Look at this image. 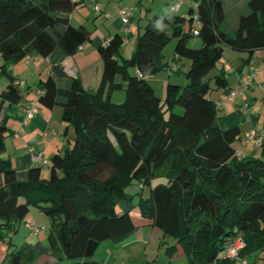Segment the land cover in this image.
Returning <instances> with one entry per match:
<instances>
[{
	"label": "trees",
	"instance_id": "trees-1",
	"mask_svg": "<svg viewBox=\"0 0 264 264\" xmlns=\"http://www.w3.org/2000/svg\"><path fill=\"white\" fill-rule=\"evenodd\" d=\"M231 1L193 0L186 16L172 9L151 14L130 57L119 62L124 41L119 33L103 42L93 35L96 29L70 23L79 0H0V111L26 98L10 65L39 55L50 65L36 82L35 102L60 106L65 131L74 132L73 141L50 157L46 179L42 165L20 174L0 157V264H29L41 254L53 255L57 264H100L92 256L102 241L123 240L143 225L159 228L162 245L172 239L165 251H180L190 264L219 259L234 264L223 252L241 233H256L264 241V158L236 155L241 128H220L210 98L227 86L224 47L249 54L261 50L264 63V0L235 7L234 30L225 20ZM193 34L198 47L188 44ZM171 40L174 56L191 63L186 85L168 82L161 101L146 77L169 69L163 49ZM85 42L102 60L95 90L84 89L62 65ZM117 89L125 93L120 103L111 101ZM262 129L264 135V114ZM10 135L0 120V153ZM154 180L158 183L151 186ZM132 181L139 189L127 194ZM145 186L150 191L143 197ZM30 206L48 219L46 241L15 245L8 239L3 248L5 234L17 231Z\"/></svg>",
	"mask_w": 264,
	"mask_h": 264
},
{
	"label": "crops",
	"instance_id": "crops-1",
	"mask_svg": "<svg viewBox=\"0 0 264 264\" xmlns=\"http://www.w3.org/2000/svg\"><path fill=\"white\" fill-rule=\"evenodd\" d=\"M79 1L81 4L70 13L69 21L74 26H85L87 18L82 17L83 13L79 14L80 10H78V7L83 6L87 0ZM116 1L117 0H97L100 7L99 11L93 10L101 14L99 18L103 16L104 19H111L110 10L117 9L115 5ZM182 1H178L179 8L177 12L179 13L182 6H186L184 13H181V16H186L193 0ZM231 2L232 3L226 6L225 20L231 29L234 30L237 22L238 10L232 8L235 3H233V0ZM174 4H176V2L168 4L164 12H169L171 6ZM139 5H141V0H139ZM153 10L152 7H145L143 18L146 20L151 14L157 12ZM115 14L116 17L108 21V30H110V28L115 29V33H119L122 37L121 31L123 30L126 35V43L132 41L134 45L136 35L141 31L140 29L142 27L138 26L137 30L126 28V25L122 23L118 13ZM140 14L142 15V13ZM140 18L142 19L141 16H139V19ZM74 20L79 25H75L73 23ZM138 23H140V21L136 24ZM195 23L196 22L193 23V26ZM131 26H134V24ZM113 34L108 33L104 35V33H101L98 29L93 32V35L100 37L103 42L107 41ZM188 44L194 47L200 45H195V42L193 44L188 42ZM173 49L174 46L172 48V54L169 53L170 50L167 52V55L163 54V60L168 61L169 64L171 63L169 69L166 70L169 73L179 72L181 70V67L176 64L179 57L174 56ZM227 49H229V52L225 50L224 47L222 54L224 56V60H222L223 66L228 72L226 77L227 86L219 88L218 91L213 90L210 93V98L215 102V106L218 110L222 108L226 109V112H224L225 120L228 119L224 125L226 127H222L218 121L219 127L228 128L238 125L241 128V132L243 128V135L240 134L239 141L237 144H234L236 151L240 152L242 156L253 155L264 158V148L261 147L259 150L256 149L252 142L247 139L248 130L252 126L256 128H258L259 125L262 126V117L264 114V102L262 100L264 96V63L261 50H255L252 54H249L247 51H238L229 47ZM49 65L48 58L39 55L27 56L21 61L10 65V72L16 77V80L21 83L19 89L24 88L26 85L28 89L22 92L26 95L25 100H22L19 104L10 108H8V105L4 104L0 111V120H4L11 132V135L5 140V148L4 151L0 153V157L9 159L13 168L20 174L31 166L42 165L41 177L44 179L49 176L48 163L50 157L55 153L62 152L72 140L68 138L71 133V128L69 127L65 131L64 123L61 120V107L58 105L47 108L37 104V113L30 118L25 117V109L29 106L31 101H36L39 94V90L36 88V82L40 78L46 77ZM62 65L67 75L80 78L81 85L84 89L95 90L99 86L103 65L95 46L91 43L85 42L75 53L66 57L62 61ZM131 71L134 70L131 69ZM251 75L253 76V83L250 87L243 90L241 97L228 96V91L230 89L241 90L239 83L241 77ZM156 79V81L161 82V84H165L164 82H166V80L167 83L170 82L169 76L164 74H161V78L159 77V79ZM242 101H247L251 108H249V110H244L245 108L241 107ZM245 112H247V118L245 117L243 119L238 116V114H243ZM7 113H9V116H7ZM29 149L41 151L43 161L40 163L31 160ZM24 221L26 224L32 223V217L29 212ZM41 226H43L42 230L46 231V225L44 224ZM42 230L38 233H32L39 235ZM44 235L45 239L43 242L46 241L47 234L45 233ZM161 236L162 233L156 232L153 226H138L123 240L113 241L106 239L102 241L94 252L92 259L100 264H190L187 257L180 251L169 255L165 251V246L171 244L172 241H167V243L162 245L160 242ZM238 237L241 238L244 243V246L239 250V258L246 260L248 264L258 263L264 252V241H262L261 237L253 232L241 233L229 239V242ZM224 253L225 251L223 255ZM250 256H253L252 261L249 259ZM29 264L57 263L53 255L41 254ZM209 264L228 263L219 259ZM234 264L242 263L235 262Z\"/></svg>",
	"mask_w": 264,
	"mask_h": 264
},
{
	"label": "rangeland",
	"instance_id": "rangeland-1",
	"mask_svg": "<svg viewBox=\"0 0 264 264\" xmlns=\"http://www.w3.org/2000/svg\"><path fill=\"white\" fill-rule=\"evenodd\" d=\"M178 1L180 2L182 0H141V5H139V0H117L116 3H115V5L117 7L116 10L111 9L110 10L111 13L108 12L107 10H104V11H107L108 13L111 14V19H106V18L104 19L103 16L101 18H99V16L101 14H99L97 12H94L93 3L90 0H87L86 3L83 6L78 7V10H80L79 14L83 13L82 17H86L87 18L86 24H85V27H87V29H89V30L98 29V31H100L101 33H104V35H107L108 33L113 34L116 31L115 29H112V28H110V30H108L107 26H108V21L112 20V19H114L116 17L115 13H118L119 8L123 7V8H127L129 10L128 11V23L125 24L126 28H129V29L131 28V29L137 30L138 26L142 27L145 24V22H146V20L143 18L144 17L143 16V11H144L145 7H152L154 9L153 11H157L156 12L157 14L163 15V14L166 13V12H164V10L167 9L166 6L168 4H173L175 2L178 3ZM245 1L246 0H233V3H235V4H234V6L232 8L236 7V8L239 9L240 6H242V4ZM182 2L186 3L184 1H182ZM185 10H186V6H184V7L182 6L181 10L179 11V13L177 12V14L181 15V13H184ZM140 13H142V15ZM112 16H113V18H112ZM139 16H141L142 19L141 18L139 19ZM74 21H73V23L75 25H79L78 23H76V21L75 22ZM138 21H140V23L136 24ZM133 24H134V26H131ZM197 26L198 25H196V23H195L193 28L195 29ZM140 30H142V29H140ZM121 33L123 35L124 41H123V44L121 45L120 56L118 57L119 62L122 61V56L123 57H130V55H131V53L133 51V47H135V43L133 45L132 41H130V43H126V40H125L126 35H125L123 30L121 31ZM194 42L196 43L195 45H199L200 44V40L195 34H193L192 37L189 39V43L190 44H193ZM173 46H174V40H171L170 42H168L165 45V47L163 49V54L167 55V52L169 50H170L169 53L172 54L171 52H172ZM227 48L228 47H225V50H227L229 52V49H227ZM222 60H224V56L223 55H222ZM190 63L191 62H190V60L188 58L179 57V59H177V61H176L177 66L181 67V70L179 72L169 73V72H167L166 70L163 69V70H160V71L156 72L155 74L148 75L146 77V79L150 82L155 94L161 99V101H163V99L165 97V88H166V85L168 83H167V80H166V82H164L165 84H161V82L156 81L157 80L156 78L159 79V77L161 78V74H164V75L169 76L170 83L177 84L180 87H183L187 83V79L185 77V73L188 70V68L190 66ZM30 85H32V84H30ZM27 89H28L27 85L24 88H20L21 92H25ZM215 91H218V89H216ZM113 92L114 93H113V95L111 97V101L112 102L120 103L121 101H123V99L125 97V93H124L123 89H117V90H115ZM241 107H243V106L241 105ZM249 108H251V106ZM244 110H246V109H244ZM224 112H226L225 108H222V109L217 111L218 121H219V123L221 124L222 127H226L224 125H225V122L228 120V119L225 120ZM165 116H167V112L165 113ZM238 116L240 118H243V119L245 117L247 118V112H245L243 114H238ZM64 126H65V124H64ZM258 129L261 132V135H263V129H262L261 125L258 126ZM242 132H243V128H242ZM242 132H241V135H243ZM68 138L72 139L71 142L74 139V132H73L72 127H71L70 136ZM238 141H236V144H237ZM252 144L254 145L253 142H252ZM254 147H256V149H258V150L261 148L259 146H255V145H254ZM256 153H258V152H256ZM157 183L158 182L156 180H154L151 183V186H155ZM138 189H139L138 183L136 181H132L126 187L125 191H126L127 194H134V193H136L138 191ZM149 191H150V186H145L141 190V195L143 197L147 196ZM137 196H138V194H135V196L133 198V201H136ZM119 208H120V206H117V209H119ZM29 214H31V217H32V224L36 225L37 227H40L41 225L45 224L46 227H47L48 219L41 213V211L38 209V207L30 206L29 207ZM154 230H156V232H161L160 229L157 228V227H154ZM32 232L33 231H29L26 222L23 221L20 224V226L18 227L16 232H11V233L5 234V238H4L5 240L1 243V245H2L3 248H5L6 247V241L8 239H10L11 243L15 244V245H20L24 241L31 242V243L35 242V241H38V240L44 241V239H45V235L44 234L46 233L45 230H42L39 235H36V234H34ZM166 241H172V239L167 237ZM228 243H229V240H228L227 244ZM249 259H250V261H252L253 260V256H250ZM259 260L262 262L264 260V257L261 256Z\"/></svg>",
	"mask_w": 264,
	"mask_h": 264
},
{
	"label": "built area",
	"instance_id": "built-area-1",
	"mask_svg": "<svg viewBox=\"0 0 264 264\" xmlns=\"http://www.w3.org/2000/svg\"><path fill=\"white\" fill-rule=\"evenodd\" d=\"M91 2L93 3V9L95 11H99V3L97 2V0H91ZM179 8V4L176 3L173 6H171V9L173 11H177ZM128 9L127 8H119L118 10V14L119 17L122 21L123 24H126L128 22ZM193 33H197V31L194 29ZM171 63L169 64L170 67ZM240 86H241V90H237V89H230L228 91V96L231 97H241L242 96V92L243 90L247 89L248 87H250L253 83V76H243L241 77L240 81ZM18 84H21L20 82ZM246 110H249V103L247 101H242L241 104ZM37 104L35 101L30 103V106L28 108L25 109V115L27 118L32 117L34 114L37 113ZM247 139L250 140L251 142L254 143L255 146H259L261 147L263 144V140H264V135H261V132L259 131L258 128H256L255 126H252L249 130H248V134H247ZM29 155L31 157V160L35 161V162H42L43 161V156H42V152L41 151H34L32 149H29ZM236 155L241 157L242 154L240 152L236 151ZM27 226L29 227V229H31V231H33L34 233H38L40 230L43 229V226L37 227L36 225L32 224V223H27ZM244 246L243 241L241 240V238H234L232 239V241H230L225 248V257L228 259L233 260L234 262H239L242 264H248L246 260L244 259H240L239 258V250Z\"/></svg>",
	"mask_w": 264,
	"mask_h": 264
}]
</instances>
